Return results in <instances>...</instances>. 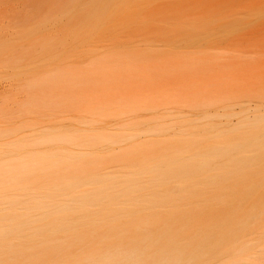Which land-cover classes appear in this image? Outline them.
<instances>
[{"label":"bare ground","instance_id":"1","mask_svg":"<svg viewBox=\"0 0 264 264\" xmlns=\"http://www.w3.org/2000/svg\"><path fill=\"white\" fill-rule=\"evenodd\" d=\"M117 7L0 0V28L28 26L0 31V65L34 91L0 110V264H264V92L253 109L229 92L52 111L65 73L46 20L100 26Z\"/></svg>","mask_w":264,"mask_h":264},{"label":"rangeland","instance_id":"2","mask_svg":"<svg viewBox=\"0 0 264 264\" xmlns=\"http://www.w3.org/2000/svg\"><path fill=\"white\" fill-rule=\"evenodd\" d=\"M115 1L117 9L100 26L74 24L60 11L46 20L44 32L63 58L56 68L65 73L59 86L45 89L56 94V115L68 121L99 103L181 105L229 92L253 109L254 92H264V0ZM3 26L0 31L12 33L28 27ZM26 77L0 65L6 117L29 103L34 91Z\"/></svg>","mask_w":264,"mask_h":264}]
</instances>
